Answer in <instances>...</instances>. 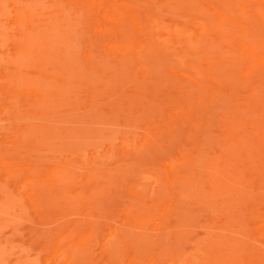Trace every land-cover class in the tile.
Instances as JSON below:
<instances>
[{
  "label": "rangeland",
  "instance_id": "rangeland-1",
  "mask_svg": "<svg viewBox=\"0 0 264 264\" xmlns=\"http://www.w3.org/2000/svg\"><path fill=\"white\" fill-rule=\"evenodd\" d=\"M0 264H264V0H0Z\"/></svg>",
  "mask_w": 264,
  "mask_h": 264
}]
</instances>
